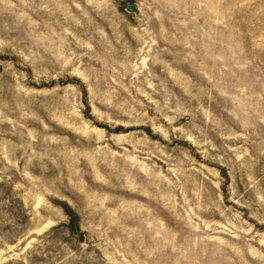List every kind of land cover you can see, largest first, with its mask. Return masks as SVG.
Listing matches in <instances>:
<instances>
[{
  "label": "rangeland",
  "instance_id": "374dc122",
  "mask_svg": "<svg viewBox=\"0 0 264 264\" xmlns=\"http://www.w3.org/2000/svg\"><path fill=\"white\" fill-rule=\"evenodd\" d=\"M0 264H264V0H0Z\"/></svg>",
  "mask_w": 264,
  "mask_h": 264
}]
</instances>
